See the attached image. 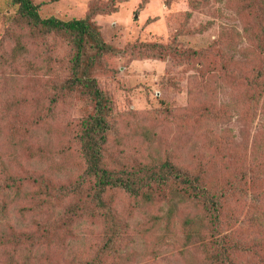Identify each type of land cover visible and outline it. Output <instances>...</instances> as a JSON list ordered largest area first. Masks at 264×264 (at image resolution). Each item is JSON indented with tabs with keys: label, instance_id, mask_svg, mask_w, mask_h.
Returning <instances> with one entry per match:
<instances>
[{
	"label": "rangeland",
	"instance_id": "374dc122",
	"mask_svg": "<svg viewBox=\"0 0 264 264\" xmlns=\"http://www.w3.org/2000/svg\"><path fill=\"white\" fill-rule=\"evenodd\" d=\"M33 2L42 18L92 15L104 42L119 50L92 69L113 104L108 164L170 163L200 177L222 196L218 233L230 264H264V78L261 89L249 84L264 74V4L257 0L254 12V0ZM14 19L10 0H0V264H77L101 243L99 219L72 224L51 249L20 236L66 207L40 201L42 179L69 187L85 173L79 137L90 110L78 95L57 92L70 47L31 41ZM171 44L202 55L163 56L160 46ZM107 196L126 230L107 264H208L190 200L143 202L121 190Z\"/></svg>",
	"mask_w": 264,
	"mask_h": 264
},
{
	"label": "trees",
	"instance_id": "16d2710c",
	"mask_svg": "<svg viewBox=\"0 0 264 264\" xmlns=\"http://www.w3.org/2000/svg\"><path fill=\"white\" fill-rule=\"evenodd\" d=\"M258 1L264 4V0ZM10 6L15 11V23L28 27L27 37L31 41L44 42L47 38H53L70 47L71 55L65 64L68 77L57 92L78 95L90 110L82 121L79 137L86 163L85 173L69 187L55 188L50 182L41 180L43 192L38 193L40 201L47 203L48 207H54L58 201H66V207L60 215L48 218L43 225L36 226L33 232L21 235V240L29 242L31 246L51 249L62 244V232L72 224L85 218L99 219L103 225L101 243L89 257H84L77 264L113 262L122 250L126 230L107 193L121 190L129 197L143 202L190 200L199 210L196 219L199 230L193 232L199 235L201 245H208L211 251L208 264H230L232 252L226 247L227 239L218 233L223 211L222 196L207 188L200 177L170 163L155 167L138 165L127 170L111 167L106 161V134L110 128L113 104L99 88L92 69L101 63L103 55H115L119 50L104 42L92 15L86 14L81 19L71 20L42 18L33 0H10ZM249 8L257 12V0ZM160 47L166 51L163 56L174 59H190L202 55L198 51L179 53L172 44ZM260 78H264V74L256 76L249 83L255 90L261 89ZM204 225L206 229L203 231ZM203 240H207V243ZM66 264L75 263L70 261Z\"/></svg>",
	"mask_w": 264,
	"mask_h": 264
}]
</instances>
